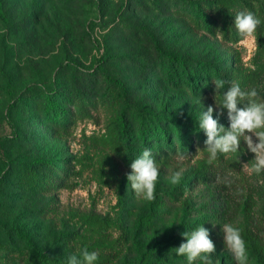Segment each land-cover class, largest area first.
I'll return each instance as SVG.
<instances>
[{
    "label": "rangeland",
    "instance_id": "1",
    "mask_svg": "<svg viewBox=\"0 0 264 264\" xmlns=\"http://www.w3.org/2000/svg\"><path fill=\"white\" fill-rule=\"evenodd\" d=\"M247 11L261 24L243 37ZM232 81L264 102V0H0V264H67L85 248L95 264H187L171 249L201 225L214 264H236L225 223L262 264L264 171L244 166L255 154L241 140L209 163L193 137L208 106L230 127L215 98ZM145 148L159 168L151 202L126 175Z\"/></svg>",
    "mask_w": 264,
    "mask_h": 264
},
{
    "label": "clouds",
    "instance_id": "2",
    "mask_svg": "<svg viewBox=\"0 0 264 264\" xmlns=\"http://www.w3.org/2000/svg\"><path fill=\"white\" fill-rule=\"evenodd\" d=\"M260 24L261 20L253 12H239L235 15L234 26L243 37L252 36ZM212 83L217 92L224 89L226 83L229 82L217 79ZM257 96L258 93L255 89L245 91L238 82L232 81L223 92L222 100L219 103L215 98L216 107L220 109L217 116L223 115L226 109L230 127L225 128L218 123V119L213 118L214 108L212 106H208L207 110H203L200 114L198 128L207 137L204 141V149L208 153L209 163L215 161L219 154L238 152L240 142L243 140L248 150L255 154L251 167H248L247 164L244 165L248 172L259 174L264 171V102H258ZM241 104L244 106L238 107ZM198 150L199 148L197 152ZM178 158L183 160L185 156L178 154ZM130 168L131 172L126 174L127 181L135 195L145 201H154L159 168L151 149L145 148L140 156L132 160ZM182 174L183 170L174 172L170 182L173 185L178 184ZM185 196H187V192ZM221 230L225 248L232 255L236 264H248L246 241L241 235V230L231 223H225ZM181 235L186 239V242L181 243L178 248L171 249L177 256L185 257L187 264H195L198 260L201 264H214L211 254L215 251V245L209 238L208 229L201 225L190 232L185 231ZM97 259V252H89L85 248L79 255H70L67 264H95Z\"/></svg>",
    "mask_w": 264,
    "mask_h": 264
},
{
    "label": "trees",
    "instance_id": "3",
    "mask_svg": "<svg viewBox=\"0 0 264 264\" xmlns=\"http://www.w3.org/2000/svg\"><path fill=\"white\" fill-rule=\"evenodd\" d=\"M199 65L203 66V63L199 61ZM218 70H219V68L215 69V71H218ZM218 78L226 81V79H225L223 74L218 75ZM227 86H228V83H226L225 88ZM48 100L50 101L49 106L55 108L56 103L54 101H51L50 99H48ZM55 110L57 111V113L59 115L60 121L62 122L63 120H65L64 119L65 118V114L62 111V108H56ZM76 110L78 112V116H84L87 113V107L85 106L84 102H82V101H79V105H77ZM63 125L66 126L67 124L64 123ZM174 125H175L176 132L183 139V143H181V145L179 147L180 152H182L183 149L188 151L191 147H190V144L188 142L184 141V136H185L184 135V131L181 129L180 126H177L176 124H174ZM164 129H165L164 126L160 127V130L162 132V134L160 136H163V138L167 139L168 137H167V134H166ZM193 137H195L198 142H203V143L207 139L205 133L202 130H199L198 126H195ZM173 148L176 149V147H173ZM160 152H163V150H160ZM46 161H47V159H44V158H36L33 161V163L35 165H39V164L44 163ZM262 264H264V262H262Z\"/></svg>",
    "mask_w": 264,
    "mask_h": 264
}]
</instances>
